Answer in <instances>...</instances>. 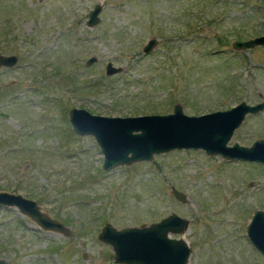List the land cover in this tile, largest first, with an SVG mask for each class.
Segmentation results:
<instances>
[{"label":"rangeland","instance_id":"374dc122","mask_svg":"<svg viewBox=\"0 0 264 264\" xmlns=\"http://www.w3.org/2000/svg\"><path fill=\"white\" fill-rule=\"evenodd\" d=\"M98 3L100 21L86 25ZM264 33V0H0V190L35 200L66 232L44 230L0 205V258L8 264H119L98 239L176 213L188 264H264L246 227L264 211V164L202 149L102 168L91 135L73 132L71 107L105 116L186 114L264 99V47L234 40ZM149 38L155 48L143 53ZM97 59L87 65L86 60ZM111 61L122 67L106 75ZM264 139V110L247 115L228 145ZM183 192L177 199L171 187Z\"/></svg>","mask_w":264,"mask_h":264},{"label":"water","instance_id":"95a60500","mask_svg":"<svg viewBox=\"0 0 264 264\" xmlns=\"http://www.w3.org/2000/svg\"><path fill=\"white\" fill-rule=\"evenodd\" d=\"M102 6L96 3L88 13L87 26L100 21ZM156 45L149 38L142 47L143 53L151 52ZM234 49L264 47V33L244 40H234ZM95 56L86 60L90 65ZM17 61L13 54L0 53V66L12 67ZM122 67L111 61L105 65V74L120 72ZM264 110V99L250 104L241 100L227 109L199 115L186 114L182 105L175 103L172 112L136 116H105L93 114L84 108L71 107L68 119L74 133L91 135L103 154L102 168L105 171L119 165L137 161H149L154 154L173 149H202L208 155H221L228 160H248L264 164V139L258 138L250 145L234 142L228 145L236 128L247 114ZM179 200H184L182 191L171 187ZM0 205L16 207L18 211L36 222L44 230L66 232V226L42 211L33 199L20 193L0 190ZM188 226L186 218L176 213L165 216L150 225L116 228L106 222L98 233V239L108 243L114 252V262L119 264H188L191 247L184 237H171L170 233L183 234ZM246 235L252 245L264 256V211L256 209L246 227ZM0 264H8L0 258Z\"/></svg>","mask_w":264,"mask_h":264},{"label":"flooded vegetation","instance_id":"af4514ba","mask_svg":"<svg viewBox=\"0 0 264 264\" xmlns=\"http://www.w3.org/2000/svg\"><path fill=\"white\" fill-rule=\"evenodd\" d=\"M253 214V213H252Z\"/></svg>","mask_w":264,"mask_h":264}]
</instances>
